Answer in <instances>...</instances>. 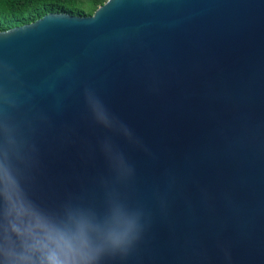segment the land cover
I'll return each mask as SVG.
<instances>
[{"label": "water", "instance_id": "water-1", "mask_svg": "<svg viewBox=\"0 0 264 264\" xmlns=\"http://www.w3.org/2000/svg\"><path fill=\"white\" fill-rule=\"evenodd\" d=\"M5 171L45 217L134 224L102 264H264V0H105L1 30Z\"/></svg>", "mask_w": 264, "mask_h": 264}, {"label": "clouds", "instance_id": "clouds-1", "mask_svg": "<svg viewBox=\"0 0 264 264\" xmlns=\"http://www.w3.org/2000/svg\"><path fill=\"white\" fill-rule=\"evenodd\" d=\"M0 174L5 233L0 264H102L105 256L124 254L132 245L134 224L108 227L82 213L54 220L26 205Z\"/></svg>", "mask_w": 264, "mask_h": 264}, {"label": "trees", "instance_id": "trees-1", "mask_svg": "<svg viewBox=\"0 0 264 264\" xmlns=\"http://www.w3.org/2000/svg\"><path fill=\"white\" fill-rule=\"evenodd\" d=\"M105 0H0V31L32 22L50 12L91 15Z\"/></svg>", "mask_w": 264, "mask_h": 264}]
</instances>
